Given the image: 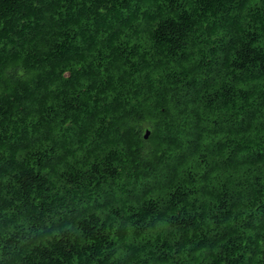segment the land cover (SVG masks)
Wrapping results in <instances>:
<instances>
[{
    "label": "trees",
    "instance_id": "trees-1",
    "mask_svg": "<svg viewBox=\"0 0 264 264\" xmlns=\"http://www.w3.org/2000/svg\"><path fill=\"white\" fill-rule=\"evenodd\" d=\"M0 264H264V0H0Z\"/></svg>",
    "mask_w": 264,
    "mask_h": 264
},
{
    "label": "water",
    "instance_id": "water-1",
    "mask_svg": "<svg viewBox=\"0 0 264 264\" xmlns=\"http://www.w3.org/2000/svg\"><path fill=\"white\" fill-rule=\"evenodd\" d=\"M147 135H148V131H146V133H145V135H144V136H145V137H147Z\"/></svg>",
    "mask_w": 264,
    "mask_h": 264
}]
</instances>
